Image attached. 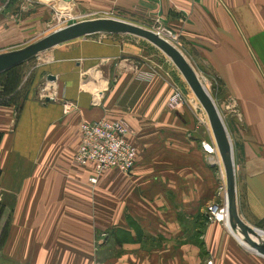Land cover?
Returning a JSON list of instances; mask_svg holds the SVG:
<instances>
[{"label": "crops", "instance_id": "obj_1", "mask_svg": "<svg viewBox=\"0 0 264 264\" xmlns=\"http://www.w3.org/2000/svg\"><path fill=\"white\" fill-rule=\"evenodd\" d=\"M73 15L160 17L190 62L219 78L237 213L264 235V0H9L0 55ZM135 39L95 34L46 51L41 90L54 101L36 83L18 104L0 95V264H264L236 221H209L220 178L208 142L190 108L168 106L171 84ZM102 120L129 125L138 158L131 173L108 170L93 185L75 155L80 126Z\"/></svg>", "mask_w": 264, "mask_h": 264}, {"label": "rangeland", "instance_id": "obj_2", "mask_svg": "<svg viewBox=\"0 0 264 264\" xmlns=\"http://www.w3.org/2000/svg\"><path fill=\"white\" fill-rule=\"evenodd\" d=\"M75 17L76 15H73L71 17L73 20L72 19L55 20L56 22L51 24V27L49 31L45 34V36L55 31L69 27L73 24H77V19H75ZM86 19L88 20H85V21L93 20V18H86ZM107 19H112V20H117V21L119 20L122 22L129 23L131 25L144 28L148 31H151L157 34L162 39H164L169 44H171L174 48H176L185 57V59L188 61L190 66L193 68V70L197 74L201 85L203 86V88H205L209 97L213 101V104L215 105L219 113V116L221 117L225 125L226 120H225L224 113H223V106L226 103V101L222 94L220 96V93H222V91L220 89L219 78L214 75L210 76V75L202 73L196 68V66H194V64L190 62V59L187 56L186 51L184 50V44L181 40V36L178 32H174L170 30L169 28H166V26H164V23L161 21L160 17H157V19H152L150 21H148V19L147 20L143 19V21H140L137 19L132 20L131 18H126V19H131L130 21V20H123L121 19V17L119 18L118 17H102L98 19L95 18V20H107ZM85 21L81 20V22H85ZM81 22H78V23H81ZM249 33L250 32L245 31V36L247 35L248 40H250ZM133 38H136L135 41L139 42L138 44L139 48L141 49L142 54L144 56L143 57L144 61L148 62L147 64L148 67L153 70L155 69V71H158L162 73L163 75H165V79H167L170 82L171 88H172V94L169 97L168 106L171 107L172 98L174 97V95L177 94V92H180L182 94L183 101L180 102V104H178L177 106H180V105L187 106L188 108L192 110V113L194 115L193 117H194L195 124H196L197 135L201 136L200 138L207 141L208 144H210L211 146L217 147L214 134H213V130L210 124V119H209L207 112L204 110L201 102L198 100L193 90L191 89L190 85L184 78L183 74L176 67V65L173 63L171 58L168 55H166L163 51H161L159 48H157L155 45H153L150 41L140 38V37H136V36H133ZM46 54H47L46 52L41 53L38 56L25 62L22 66L17 67L16 68L17 70L14 71L13 73H10L7 75L5 74L2 77H0V85H1L0 91L2 90L6 91L5 89L6 87L8 89V93H6V95L7 96L13 95V97H16L15 101L18 104L23 100V98H26L29 96V93H27V90H28L27 88L30 85L32 86L33 83L34 85L35 83L39 84L38 90H41L42 82L44 81V78H45V74H44V69L46 67L45 61L47 60V56H48ZM259 67H260V72L264 74V70L262 66H259ZM12 74H16V75L13 76ZM232 144L233 143L231 141V146L233 147ZM233 156H234V153H233ZM212 158L214 160L219 159L220 160L219 163L221 166H216L217 171H218V177L220 178L219 186L217 190V196H216L217 200L214 204H211L210 206L220 205L221 207H224L225 200L228 202V197L226 198L224 197L225 184L227 185V180L225 178L226 171H225L224 164L221 160V157L218 154V151L215 152L214 155H212ZM2 200L4 201V198H2V195L0 194V204ZM236 203H237V200H236Z\"/></svg>", "mask_w": 264, "mask_h": 264}, {"label": "water", "instance_id": "obj_3", "mask_svg": "<svg viewBox=\"0 0 264 264\" xmlns=\"http://www.w3.org/2000/svg\"><path fill=\"white\" fill-rule=\"evenodd\" d=\"M95 34H125L140 37L150 41L153 45H155L157 48H159L171 58L173 63L183 74L184 78L190 85L194 94L201 102L204 110L209 116L217 147L222 158L225 160L226 163L225 165L227 173L228 190L231 195L233 194V191H235L234 200H236V165L234 162V156L233 159L229 156L231 150L233 151V147L231 146V141L229 139L226 127L221 117L219 116V113L215 105L213 104V101L209 97L205 88H203V86L201 85L197 74L190 66L188 61L176 48H174L171 44H169L157 34L148 31L144 28L112 19L91 20L73 24L69 27L52 33L46 38L28 46L27 48L21 51L0 55V75L23 65L30 59L38 56L41 53L56 48L57 46ZM233 202V221H236V223H238L242 230L246 233V237L248 238V241H250V243L252 244V248L257 253L264 256V251L253 240H251L249 236L252 235L256 237L257 233L248 226H246L240 220L237 213L236 205H234Z\"/></svg>", "mask_w": 264, "mask_h": 264}, {"label": "built area", "instance_id": "obj_4", "mask_svg": "<svg viewBox=\"0 0 264 264\" xmlns=\"http://www.w3.org/2000/svg\"><path fill=\"white\" fill-rule=\"evenodd\" d=\"M9 0H0V5L4 6ZM42 101L56 100L54 95L47 92V86L42 88L39 95ZM183 101L182 94L177 92L171 100V107H177ZM65 112L69 113L73 105L65 103ZM81 144L75 155V161L79 166L89 167L93 172L90 179L93 185L98 183L99 176L108 170H118L122 173L129 174L137 164L138 151L137 148L129 140L130 127L123 121L102 120L99 122H84L80 126ZM210 145V144H208ZM211 146V145H210ZM205 152L211 156L213 153L204 144ZM215 150L216 147L212 146ZM213 160L215 166H221L218 160ZM226 181V180H225ZM226 187L225 184V189ZM225 209L220 205H212L208 208L209 221L222 222L228 224L226 220L219 217V213ZM212 264V263H208Z\"/></svg>", "mask_w": 264, "mask_h": 264}, {"label": "bare ground", "instance_id": "obj_5", "mask_svg": "<svg viewBox=\"0 0 264 264\" xmlns=\"http://www.w3.org/2000/svg\"><path fill=\"white\" fill-rule=\"evenodd\" d=\"M206 146L214 153V152H217L218 151V154H219V156L221 157V160H222V162H223V164H224V167H225V171H226V163H225V160L222 158V156H221V154H220V152H219V149H218V147H216V149L217 150H215L212 146H210V145H207L206 144ZM229 156L233 159V151L231 150V152L229 153ZM226 179H227V173H226ZM227 187H228V185H227ZM224 197L226 198V197H228V203H227V201L225 200V209H224V211L223 212H220L219 213V217L221 218V219H224V220H226V221H228L229 220V217H230V219H231V221H233L232 220V218H233V211H232V202L234 203V205H236V203H235V201L236 200H234L235 199V191H233V194L231 195L230 193H229V190H228V188H226L225 189V194H224ZM232 198H233V200H232ZM228 223V222H227ZM231 224H232V228H233V230L235 231V229H236V231H237V233L238 234H240L241 232L239 231V230H237V228L233 225V222H231ZM234 226V227H233ZM241 236V235H240ZM252 237V240L262 249V250H264V235H257L256 237H253V236H251ZM243 241H245V239L243 240Z\"/></svg>", "mask_w": 264, "mask_h": 264}, {"label": "trees", "instance_id": "obj_6", "mask_svg": "<svg viewBox=\"0 0 264 264\" xmlns=\"http://www.w3.org/2000/svg\"><path fill=\"white\" fill-rule=\"evenodd\" d=\"M17 68V67H16ZM16 68H14V69H12V70H10V71H8L7 73H5L6 75L7 74H10V73H13L14 71H16L17 69ZM4 75V74H3ZM13 76H15L16 74H12ZM2 75H0V77H1ZM0 87H1V85H0ZM5 87V86H4ZM5 89H6V91H4V90H2V91H0V95L1 96H3V97H9V96H7L6 95V93H8V89L5 87Z\"/></svg>", "mask_w": 264, "mask_h": 264}]
</instances>
